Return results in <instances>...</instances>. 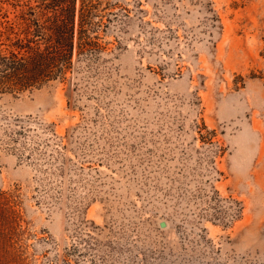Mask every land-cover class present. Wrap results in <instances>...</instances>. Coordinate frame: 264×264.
I'll use <instances>...</instances> for the list:
<instances>
[{"label": "rangeland", "instance_id": "rangeland-1", "mask_svg": "<svg viewBox=\"0 0 264 264\" xmlns=\"http://www.w3.org/2000/svg\"><path fill=\"white\" fill-rule=\"evenodd\" d=\"M94 2L95 57L0 93V264H264V0Z\"/></svg>", "mask_w": 264, "mask_h": 264}, {"label": "trees", "instance_id": "trees-1", "mask_svg": "<svg viewBox=\"0 0 264 264\" xmlns=\"http://www.w3.org/2000/svg\"><path fill=\"white\" fill-rule=\"evenodd\" d=\"M96 9L94 0H0V93L65 79L74 54L95 57L103 24Z\"/></svg>", "mask_w": 264, "mask_h": 264}, {"label": "water", "instance_id": "water-1", "mask_svg": "<svg viewBox=\"0 0 264 264\" xmlns=\"http://www.w3.org/2000/svg\"><path fill=\"white\" fill-rule=\"evenodd\" d=\"M160 226H161V227H164V226H165V222H164V221H161V222H160Z\"/></svg>", "mask_w": 264, "mask_h": 264}]
</instances>
